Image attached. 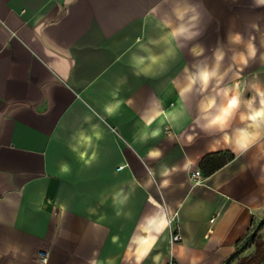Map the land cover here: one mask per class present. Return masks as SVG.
I'll return each instance as SVG.
<instances>
[{"label": "crops", "instance_id": "1", "mask_svg": "<svg viewBox=\"0 0 264 264\" xmlns=\"http://www.w3.org/2000/svg\"><path fill=\"white\" fill-rule=\"evenodd\" d=\"M196 14L198 39L166 68L134 74L133 55L159 54L178 18ZM230 32L254 37L264 51V6L0 0V264H135L133 238L153 236L143 264H236L254 254L246 241L264 222V138L241 155L200 130L197 101L174 123L168 115L179 108L187 73L211 64L218 42L227 49ZM195 44L202 56L191 54ZM257 81L264 85L258 61L233 67L225 83L250 98ZM114 92L122 103L109 117ZM154 129L157 137L141 140ZM153 149L162 156L149 158ZM223 155L233 159L219 166ZM198 169L204 179L196 185L190 174ZM121 189L130 198L117 217L112 197ZM164 215L175 217L180 242L170 243L169 225L155 232L150 218Z\"/></svg>", "mask_w": 264, "mask_h": 264}, {"label": "clouds", "instance_id": "2", "mask_svg": "<svg viewBox=\"0 0 264 264\" xmlns=\"http://www.w3.org/2000/svg\"><path fill=\"white\" fill-rule=\"evenodd\" d=\"M254 3L257 6H264V0H254ZM178 20L176 26L162 38L166 45L163 51L154 54L150 49L144 48L143 51L147 55L131 57L130 63L135 75L148 77L152 74L154 66L166 68L167 61L175 59L177 49L187 47L201 35L198 14L178 18ZM226 41L229 46L227 49L223 43L218 42L213 51L211 64L194 65L193 69L187 73L185 83L178 92L179 108L168 115L170 122L174 123L189 112L194 100L197 101L195 123L200 130L207 134H220L234 152L238 151L242 155L253 143L264 138V85L258 81L248 85V90H251L253 95L245 98L238 86L230 87L225 81L233 67L243 71L257 61L264 64V51H260L257 47L254 37L245 40L240 32L228 33ZM190 52L193 56L199 57L204 54L205 49L202 45L195 44ZM225 60L230 62L228 67H225ZM112 95L115 102L104 106V112L109 117L116 114L122 103L115 99L116 92ZM237 120L240 126H234ZM150 127L151 123L145 125V129ZM96 135L97 139L101 138V133ZM158 135L159 129L151 132L145 130L140 138L147 142L149 138H155ZM162 154L160 149H153L148 153L149 158H159ZM85 163L90 164L91 161L85 160ZM69 170L70 166L67 163L60 165L62 173H67ZM129 198L130 193H125L123 189L113 195L112 200L117 217L121 216L122 207L126 205ZM150 222L155 226L157 234L162 233L170 223L166 215L158 219L153 216ZM133 239L136 243L133 252L135 264H143L155 245L156 237L139 239L134 237ZM153 259L158 261L160 257L156 256ZM91 264H97V261L92 260Z\"/></svg>", "mask_w": 264, "mask_h": 264}, {"label": "trees", "instance_id": "3", "mask_svg": "<svg viewBox=\"0 0 264 264\" xmlns=\"http://www.w3.org/2000/svg\"><path fill=\"white\" fill-rule=\"evenodd\" d=\"M232 155H223L221 156L219 166L224 165L228 161L232 160ZM264 222H261L254 234L250 237L249 242L246 241L247 244H251L255 246V252L253 255L246 256L241 258L236 264H264V238L259 234V232L263 229Z\"/></svg>", "mask_w": 264, "mask_h": 264}, {"label": "built area", "instance_id": "4", "mask_svg": "<svg viewBox=\"0 0 264 264\" xmlns=\"http://www.w3.org/2000/svg\"><path fill=\"white\" fill-rule=\"evenodd\" d=\"M203 175H202V172L198 169V170H195L193 172H191L190 174V180L193 184H201L203 182ZM169 240H170V243H178L180 242L181 240V237H180V234L176 228V224L174 225V222H175V217H170L169 218ZM214 219H210V222L213 223ZM41 261L43 263L46 262V259L44 257H42Z\"/></svg>", "mask_w": 264, "mask_h": 264}, {"label": "rangeland", "instance_id": "5", "mask_svg": "<svg viewBox=\"0 0 264 264\" xmlns=\"http://www.w3.org/2000/svg\"><path fill=\"white\" fill-rule=\"evenodd\" d=\"M255 230H256V228L253 229L252 232L249 234V236L247 238V242H249V239L254 234ZM259 234L264 237V230L262 232L260 231Z\"/></svg>", "mask_w": 264, "mask_h": 264}]
</instances>
